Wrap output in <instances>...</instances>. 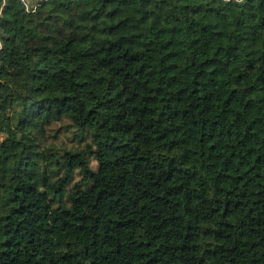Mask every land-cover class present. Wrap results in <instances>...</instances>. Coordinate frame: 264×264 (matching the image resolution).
Here are the masks:
<instances>
[{
    "label": "trees",
    "instance_id": "16d2710c",
    "mask_svg": "<svg viewBox=\"0 0 264 264\" xmlns=\"http://www.w3.org/2000/svg\"><path fill=\"white\" fill-rule=\"evenodd\" d=\"M1 134L0 264H264V0H0Z\"/></svg>",
    "mask_w": 264,
    "mask_h": 264
},
{
    "label": "rangeland",
    "instance_id": "374dc122",
    "mask_svg": "<svg viewBox=\"0 0 264 264\" xmlns=\"http://www.w3.org/2000/svg\"><path fill=\"white\" fill-rule=\"evenodd\" d=\"M41 0H27L30 7H37L38 2ZM3 137V134L0 135ZM44 144L48 147L52 146H68L69 148H81L83 149L84 143L78 141L77 131L74 129L68 119H63L58 122L52 123L48 129L47 134L43 139ZM85 154V153H84ZM96 165V162H93Z\"/></svg>",
    "mask_w": 264,
    "mask_h": 264
},
{
    "label": "built area",
    "instance_id": "2783aa9c",
    "mask_svg": "<svg viewBox=\"0 0 264 264\" xmlns=\"http://www.w3.org/2000/svg\"><path fill=\"white\" fill-rule=\"evenodd\" d=\"M24 1H25V3H26V8H27L28 11H35V10H36L37 7L32 8V7H30V5L27 3V0H24Z\"/></svg>",
    "mask_w": 264,
    "mask_h": 264
}]
</instances>
